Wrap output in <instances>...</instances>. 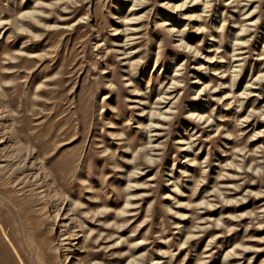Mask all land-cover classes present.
I'll return each mask as SVG.
<instances>
[{
    "label": "rangeland",
    "instance_id": "374dc122",
    "mask_svg": "<svg viewBox=\"0 0 264 264\" xmlns=\"http://www.w3.org/2000/svg\"><path fill=\"white\" fill-rule=\"evenodd\" d=\"M0 264H264V0H0Z\"/></svg>",
    "mask_w": 264,
    "mask_h": 264
}]
</instances>
